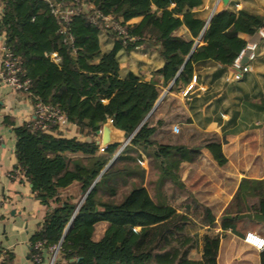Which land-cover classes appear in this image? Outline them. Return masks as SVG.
I'll use <instances>...</instances> for the list:
<instances>
[{
    "label": "trees",
    "instance_id": "obj_1",
    "mask_svg": "<svg viewBox=\"0 0 264 264\" xmlns=\"http://www.w3.org/2000/svg\"><path fill=\"white\" fill-rule=\"evenodd\" d=\"M81 1L87 7L67 24L59 22L46 0H0V34L23 61L25 76L31 80L28 96L33 102L59 107L81 134L69 137L57 132L58 126L32 129L27 121L17 125L7 118L14 125L16 170L33 184V192L46 206L32 236L29 258L33 264H50V246L60 243L54 264H219L221 240L228 229L245 235L247 224H254L263 234L264 177L242 178L217 221L211 209L198 201L199 213L157 203L145 185L139 148L154 151L164 174L182 189H187L183 163L196 161L204 150L219 165L227 163L224 141L187 125L192 119L175 105V99L164 115H158L168 99L161 95L167 86L170 93L181 92L202 61L218 64L220 74L233 66L248 45L242 34L253 36L264 30V16L226 8L207 21L197 10L203 0ZM94 10L115 20L122 18L124 24L142 17L127 24L136 39L129 40L103 18L94 22ZM183 27L188 36L178 33ZM103 32L113 42L109 50L103 49ZM141 45L156 48L164 59L152 80L134 72L121 73L119 53ZM54 52L58 60L52 57ZM260 107L264 109V95ZM173 118H181L191 130L189 135L200 138L198 143L164 142ZM111 119L131 137L121 150L116 144L101 150L99 131ZM127 186L128 191L116 199ZM101 222L107 226L98 236ZM198 223L210 227L201 238L191 231ZM37 240L44 245L36 247ZM201 243V259L191 258ZM8 256L14 264L12 254ZM260 264H264V249Z\"/></svg>",
    "mask_w": 264,
    "mask_h": 264
},
{
    "label": "crops",
    "instance_id": "obj_2",
    "mask_svg": "<svg viewBox=\"0 0 264 264\" xmlns=\"http://www.w3.org/2000/svg\"><path fill=\"white\" fill-rule=\"evenodd\" d=\"M226 8L247 9L264 16V0H229L227 4H224L223 0H203L197 10L208 21L212 15ZM1 11L0 5V14ZM141 19L142 17H135L129 23H138ZM178 33L189 35L186 27L181 28ZM242 36L248 40V44L252 43V36L247 34ZM101 42L104 50H109L113 46V42L104 32L101 35ZM256 43V57L242 63H248L252 68L244 73L241 79L231 78L233 66L220 74L221 67L207 60L196 66L190 83L193 86L187 95H184L183 91L190 84L178 93H170L169 86L163 88L161 98L167 96L168 99L159 109L158 115H164L175 99V105L180 106L192 119V123L187 125L198 132L215 133L221 141H224L223 151L228 161L224 165H219L210 152L204 150L196 161L184 162L181 174L187 189H182L175 186L170 177L164 174L154 151L139 148L146 168L145 185L157 203L173 205L178 203L174 206L180 212L199 213L201 208L195 210L198 201L209 207L219 221L242 178L264 177V173L260 174L259 171L263 166L259 153L261 147H264V109L260 107V99L264 95V36H261ZM3 44V35L0 34V69ZM119 59L123 76L134 72L146 80L155 78V71L164 64V59L158 50L145 45L130 51L122 50ZM32 117L33 103L28 94L14 90L0 76V136L3 137L0 146V264H10L8 254H12L14 264H33L29 258L32 236L37 233L46 214V206L36 197L31 182L22 172L16 170L18 160L14 125L7 123V118L14 120L18 125L24 121L28 122ZM180 119L173 118L174 123L167 129L163 141L198 143L199 137L193 138L190 135L180 137L179 132L174 130L175 125L179 127L185 125ZM58 130L57 132L69 137L81 135L78 127L69 121L64 122ZM254 147L259 149L251 159ZM99 225L100 228L98 229V226L96 228L98 236L107 223L101 222ZM198 228L193 231L198 237L210 229L209 225L202 223H198ZM214 230L219 232L221 227H215ZM197 232L201 233L197 234ZM232 234L235 238L244 241V235H237L233 231ZM227 236L221 240L219 264H222L221 258ZM233 241L235 239L229 240V243ZM234 254L228 259L231 257L234 259L236 257ZM254 255L255 264H260V250ZM190 257L201 259L202 243L191 252ZM244 261L228 260L227 263L249 264L248 260Z\"/></svg>",
    "mask_w": 264,
    "mask_h": 264
},
{
    "label": "built area",
    "instance_id": "obj_3",
    "mask_svg": "<svg viewBox=\"0 0 264 264\" xmlns=\"http://www.w3.org/2000/svg\"><path fill=\"white\" fill-rule=\"evenodd\" d=\"M49 2L51 7L52 14L59 20L60 23L69 24L72 21V18L75 14L82 12L87 6L81 0H73L75 4L69 2V0H46ZM93 8V5L89 6ZM99 18H103L109 23L114 29L123 33L129 40H135L136 37L130 36L128 32V23H122V18L115 20L111 15H104L99 10H94L91 15V19L94 22H98ZM260 35L264 36V30H261ZM4 44L1 47V62L2 66L0 69V76L2 80L8 84L11 88L17 91L29 93L31 87V80L25 76V69L23 67L22 59L17 56L5 42L3 36ZM70 40L73 42V37L70 36ZM256 47L257 43H249L247 47L241 52L237 57L233 67V73L231 78L241 79L244 73L251 70L250 64H242L241 59L245 55L246 50H251L248 54V59L253 60L256 57ZM54 59L58 60V53L54 52L52 54ZM193 84H190L184 91L183 94L187 95L189 90L192 88ZM33 117L28 121L32 129L40 130H50L55 126L60 127L64 122L68 121L65 113L57 106L45 103L41 100L33 102ZM176 132L180 131L178 125L174 126ZM3 143V137L0 136V146ZM105 147H101V150H104ZM231 229V228H230ZM244 241L250 246L256 248L257 250L264 249V235L259 234L254 231H247L244 235ZM44 241L37 240L35 242L36 247H41L44 245ZM61 248L60 243L50 246V251L52 253L50 264H54V261L59 253ZM36 261H39V256L36 257Z\"/></svg>",
    "mask_w": 264,
    "mask_h": 264
},
{
    "label": "rangeland",
    "instance_id": "obj_4",
    "mask_svg": "<svg viewBox=\"0 0 264 264\" xmlns=\"http://www.w3.org/2000/svg\"><path fill=\"white\" fill-rule=\"evenodd\" d=\"M181 127H180V131H179V135L180 136L181 135L182 136L183 135L187 136V135L190 134L191 130L189 129V127H187L186 125H182ZM254 149H256V148L255 147L253 148V155H252L251 159L253 157H255L254 156L256 154L255 152H257V149H259V148H257L256 150H254ZM259 154H260L261 160L263 162V166H261L259 171H260V174H263L264 173V147L263 146L261 147V151H260ZM246 161H248V158L246 159ZM128 189H129V186L123 187L120 190V192H119L118 196L116 197V199H121L122 196L128 191ZM221 204L223 205V202H221ZM174 205H178V203H175ZM97 226H98V229H99L100 225L98 224ZM242 226H243V223H240L239 227L243 231L244 229L242 228ZM246 227H247L246 231H254V232L259 233L258 230L260 228V225L247 224ZM197 229H199L198 228V224L196 226H194L191 229V231L193 232V231H196ZM227 232H228L227 233L228 236H227L226 243H225V245L223 247V253H222V258H221L222 264H228L227 263L228 260L232 261V262H236V261H240L241 262V261H244V260H248L249 264H255V255L254 254H255V252H257V249L252 247V246H250L249 244L247 245V243H245L241 239L235 238L233 236V234H232L231 229H228ZM199 233H201V232H197V234H199ZM262 235H264V232H263ZM199 238H201V237H199ZM229 238H232V239H229ZM233 239H235V241H233V243L232 242L229 243V240H233ZM234 252L236 254H234ZM232 254H234L236 257L234 259H232V257L230 259H228L230 256H232Z\"/></svg>",
    "mask_w": 264,
    "mask_h": 264
},
{
    "label": "water",
    "instance_id": "obj_5",
    "mask_svg": "<svg viewBox=\"0 0 264 264\" xmlns=\"http://www.w3.org/2000/svg\"><path fill=\"white\" fill-rule=\"evenodd\" d=\"M224 4H227L229 0H223ZM252 42L256 43L260 40L261 35L260 33H256L252 36ZM251 52V50H246L245 55L242 57L241 63H245L248 60V54ZM170 89V87H169ZM101 134V145L102 147H107L109 145H120V150L124 148L129 142L131 137L127 135L126 131L124 129L118 128L114 121L111 119L107 122H105L102 126V129L99 131ZM120 150L117 152L116 156L120 152ZM113 161V160H112ZM112 161L108 164L107 167L112 163ZM31 186L33 187V184L31 183Z\"/></svg>",
    "mask_w": 264,
    "mask_h": 264
}]
</instances>
